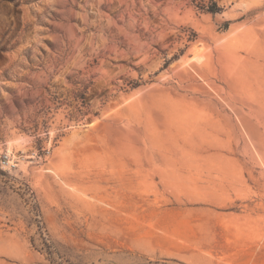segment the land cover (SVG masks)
I'll return each mask as SVG.
<instances>
[{"label":"rangeland","instance_id":"obj_1","mask_svg":"<svg viewBox=\"0 0 264 264\" xmlns=\"http://www.w3.org/2000/svg\"><path fill=\"white\" fill-rule=\"evenodd\" d=\"M256 212L264 0H0V264H264Z\"/></svg>","mask_w":264,"mask_h":264},{"label":"bare ground","instance_id":"obj_2","mask_svg":"<svg viewBox=\"0 0 264 264\" xmlns=\"http://www.w3.org/2000/svg\"><path fill=\"white\" fill-rule=\"evenodd\" d=\"M197 190L201 191V186L197 185ZM260 212H262V208H260ZM255 218L249 219V217H244L241 219L240 231L251 230L252 233L257 231L264 230V214L256 212Z\"/></svg>","mask_w":264,"mask_h":264}]
</instances>
